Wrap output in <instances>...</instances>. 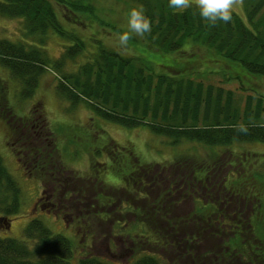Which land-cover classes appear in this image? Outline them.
Wrapping results in <instances>:
<instances>
[{
  "label": "trees",
  "instance_id": "trees-1",
  "mask_svg": "<svg viewBox=\"0 0 264 264\" xmlns=\"http://www.w3.org/2000/svg\"><path fill=\"white\" fill-rule=\"evenodd\" d=\"M124 1L130 9L143 8L152 28L143 39L148 48L161 57L185 54V47L191 43V47L203 50L213 59L236 65L249 76L264 78V0H243L242 14L232 10L231 21L216 26L202 21L194 7L172 10L167 7L168 0ZM56 4L77 17L92 18L89 9L70 0H0V17L21 20L28 38H31L29 45L0 39V67L23 85L22 100L35 94L40 77L48 67L60 70L66 59H76L87 48L81 37L64 28ZM51 33L62 40L74 42L58 61H51L46 51L33 45L35 39L45 45ZM91 39L96 40L97 50L92 60L84 64L77 74H64L60 80L59 93L73 106L85 104L96 119L129 130L149 128L156 135L168 137L169 141L173 139L170 141L172 147H176L181 140L197 142L208 148L228 149L236 143L264 144L263 95H248L241 109L235 105L232 92L224 95L223 88L205 85L204 80L198 79L201 72L195 77L184 71L162 74L144 58L125 56L107 48L102 39ZM160 66L168 67L163 61ZM9 91L7 83L0 78V117L6 121L11 133L16 131L14 134L22 140L20 144L25 145V151L33 157L30 161L25 155L23 166L30 174L39 177L42 184L53 183L56 194L63 195L61 199L64 203L68 200L73 206L75 202H83L92 190L96 194L95 200L106 208L108 195L98 194L99 190L106 189L101 180L104 173H111L123 182L125 192L131 194L135 191L137 196H140L138 189L141 184L142 189H149L150 194L159 190L161 199H171L183 192L193 203L190 217L179 220L181 225L176 230L175 224L170 225L168 221L177 215L178 209L184 208L185 198L167 203L166 216L162 213L160 216L170 225H165V232L171 229L177 234L174 241L181 254L185 253L184 248L189 244L186 256L190 257L189 252L194 251L198 258L196 261L201 264L207 260L212 264H258L259 259V264H264L262 174L256 175L262 184L258 185L254 180L257 171L242 177L238 173L239 168L237 172H231L230 178V169H237L231 160L224 163L216 160L205 166L204 163L191 161L192 158L182 166L170 164L168 173H160L155 164L140 158L137 161L132 150L119 149L117 145L111 147L108 141L102 144L100 137L91 135L90 129L83 128L80 134V129L77 132L73 130V134L68 136L67 132L59 130L57 134L54 131V135L46 130L49 125L43 116L37 122L27 116L16 120L10 116ZM53 135L76 142L91 152V174L87 180L67 171L61 162V155H45L41 148L36 147L40 141H45L48 144L45 145L50 147ZM49 139L51 141H46ZM53 149H57L56 143ZM105 158L106 162L100 160ZM188 161L192 166H186ZM241 178L246 181L241 183ZM168 183L172 188L168 187ZM22 196L19 184L0 155V219L5 221L1 225L4 229L8 228L11 216L20 215ZM155 200L153 204H157L158 200ZM247 204L248 215L243 212ZM251 207L254 210L251 211ZM139 210H142L141 206L134 207L135 212ZM90 214L95 215L93 212ZM138 214L140 221L132 225L130 238L142 236L137 233L143 226L141 214ZM98 215L105 218L102 213ZM149 225L158 239L156 232L163 225L152 219ZM201 248L207 253H214L204 256L199 252ZM220 253L222 255L218 257ZM74 255L73 242L62 235H55L40 219L29 222L23 240L0 237V264H70ZM81 264L108 263L88 256ZM135 264L161 263L155 257L144 256Z\"/></svg>",
  "mask_w": 264,
  "mask_h": 264
},
{
  "label": "rangeland",
  "instance_id": "rangeland-1",
  "mask_svg": "<svg viewBox=\"0 0 264 264\" xmlns=\"http://www.w3.org/2000/svg\"><path fill=\"white\" fill-rule=\"evenodd\" d=\"M70 1L79 3L83 5L85 9L91 11L92 18L89 19L84 16L77 17L75 13H72L70 10L57 4L55 5V8L61 16L60 20L64 28L81 37L87 45L86 50L80 52L76 59H66L65 65L60 70L51 69L52 66L48 67L45 73L40 77V82L36 88L35 94L30 99L25 100H22L21 97L23 85L15 81L9 71L4 72V69L0 67V78L7 83L10 90L9 104L12 109L10 116L16 120H18V118L23 119V116H27L30 117L33 122H37L38 119L42 120L41 116H43L45 123L49 125V129L46 130L53 133L55 131L56 134L59 130H62L61 132H67L66 136L73 134V130L74 132H77L80 129V134L83 128L90 129L92 132L91 135L100 137L101 143L108 141L111 143V147L120 144L123 147H126V150L128 151L133 150L132 152L137 161H139L137 158H140L142 161L145 160L147 163L155 164L156 170L160 173H165V171L168 173L167 169L170 168V164H174V166L181 165L184 162H187V159L191 158V161H198L200 164L204 163L203 165L205 166L215 163L216 160L222 161L223 163L231 160L235 165L234 167L237 169H230V178H232L231 172H237L239 168L238 173L242 177H245L246 174L251 175L253 172L257 171L254 175V180L258 185H262L256 175L260 173L264 176V144L258 142L236 143L233 147L228 149L226 147L208 148L197 142L181 140V142L177 143L176 147H172L170 141H173V139L170 138L169 141L168 137L156 135L152 133L149 128L140 127L129 130L96 119L85 104L73 106L71 101L63 98L59 93V86L62 75L77 74L81 67L90 62L93 56L97 53L96 40H90L91 37L94 39H102L107 48L116 50L125 56L146 59L157 72L162 74L184 71L183 73L195 77L200 75L201 72L198 79L204 80L205 85L213 84L217 88H223L224 95L225 93L232 92L234 100L236 99V101H234L235 105L240 106L241 109L244 108L246 97L248 95H254V97L256 95L264 96V78L249 76L243 72L240 67L222 61L221 59H213L203 50H200L195 46L188 49L191 46V43L185 47L186 50L184 49L187 53L178 54L174 57H172L173 55H167L168 57L163 58L160 54L148 49L143 38L133 36L129 41L128 49L122 50L117 47L114 36L116 33L127 29L125 14L130 9V5H127L124 0ZM192 2H194V0H192ZM232 10L242 14L243 0H233ZM64 17L70 22L66 21ZM74 19H76V22ZM91 19L93 20L91 21ZM74 22L76 24H73ZM28 37L24 23L21 20L0 17V39H7L15 44L25 43L29 45L31 38ZM33 45L46 51L51 61H58L65 55V53H67L68 47L74 45V42L71 40H62L57 34L51 33L49 34L45 45H41L37 39L33 41ZM162 61L166 63L168 67L160 66ZM172 64L173 66H171ZM254 102H256V100H254ZM5 123L6 121L0 117V155L4 159V163L13 179L19 184L23 198L20 215L17 217L11 216L9 218L11 220V228L6 230L4 229V226L2 227L0 224L1 238L23 240L24 230L27 224L31 219L37 218L40 219L55 235H62L72 240L75 248V259L71 261V264H80V261L88 255L98 257L100 260L108 264H135L138 259L148 255V253L150 255L151 253L154 254V257L157 258L161 264H192V261L198 260L195 254H193L194 251L189 252L190 257L187 256L188 260H185L186 255H188L187 251L190 250L189 244L184 248V254H181L178 249L175 257H173L174 253L172 251L165 254L161 251L160 247L165 246L166 249H169L166 244L173 247L175 242L169 240H166V244L165 241H163L161 244L153 243L148 246L139 243L141 238H133V242L138 243L134 244L133 254L119 259H114L110 253H107V251L104 250V240L96 242L98 245L100 244L101 247H94L92 249L87 248L89 240L85 243V230H83V228H81L80 231L78 230L79 227L83 226L79 219L75 220L72 215L67 214V211L64 213L58 208L54 213H51L53 212V209L46 204L43 208L39 207L38 201L43 189L41 179L39 177H34L32 174L30 175L22 166V160L26 158L25 155H28L30 161H32L33 157L25 151L24 147L26 146L20 144V141L22 140L17 138V135L14 134L16 131L12 133L8 131ZM50 127H53V129H50ZM54 135L50 147L47 146L48 144L45 141H40L39 145L36 147L41 148L45 155H61V162H63L67 171L73 172L87 180L89 173L91 174V152L85 150L84 147L76 142L69 141L68 139L64 140L62 137H58V135L55 137ZM46 141H51V139ZM54 143L57 144V149L55 150L53 149ZM100 160L105 162L106 158ZM189 164L186 166H192V164ZM101 178L106 183V189L104 191L99 190L98 194L103 196L107 194L108 199L105 201V204L110 206L113 204V196H115L117 190H123V183L111 173H104L101 175ZM241 181V183H243L246 180L245 178H241ZM110 185L113 187H110ZM138 190L140 191V188ZM179 195L183 196L184 194L181 192ZM135 196L136 194L134 191V193H131L130 198L137 199L138 196ZM141 197L142 196H139V198ZM185 199V210H180L182 212L179 211L177 215L172 216L169 220L167 219L170 225L175 224V230L181 225L179 220L189 218L191 215L190 212L193 208V203L190 197ZM63 204L67 205V203ZM60 205L62 210L63 206L61 202ZM248 205L249 204L245 205L243 208V212L247 215ZM37 206L39 208L36 210ZM135 206L137 205L135 204L134 207ZM253 208L254 207H251V211L254 210ZM92 210L94 211V209ZM140 211L141 210L138 212L140 213ZM157 214L158 212L154 214V217L152 218L153 222L161 220L158 218ZM62 215H65V219L69 225L66 223ZM122 217L124 219L123 223L130 222L133 224L140 221V218L135 216L130 217L124 215ZM3 222L5 223V221ZM144 224L145 226L139 227L137 233L146 238L144 241L151 242L155 238L157 239L156 235L151 230L147 229V223ZM166 225L170 226L168 224ZM108 226L107 223L105 226L107 231H104L101 234V238L110 231ZM126 232L129 235L131 234L130 229H127ZM86 238L87 237L85 236V239ZM120 242L119 247L131 243L126 237ZM112 248L117 252L116 245L113 244ZM147 248H150L152 252L145 253ZM199 252L204 256L206 254H211L212 252L214 253V251L207 253L202 248ZM168 255L172 258H168ZM215 255L217 254L215 253ZM221 255V253L218 254V257ZM259 263H261L260 259ZM195 264L201 263L196 261ZM203 264L212 263L210 260H207L204 261Z\"/></svg>",
  "mask_w": 264,
  "mask_h": 264
},
{
  "label": "flooded vegetation",
  "instance_id": "flooded-vegetation-1",
  "mask_svg": "<svg viewBox=\"0 0 264 264\" xmlns=\"http://www.w3.org/2000/svg\"><path fill=\"white\" fill-rule=\"evenodd\" d=\"M159 181L161 182V180ZM141 185H140V191L142 193V197L140 199H133V198L128 197L129 193L125 192L124 187H123V190L121 191L117 190L115 196H113V204L110 206H107L106 208H110V209L106 210V208H102L99 205L98 201L95 200L96 194L92 190L89 191V194L84 198L83 202H75V205L73 206H71V204L67 202L68 200H65L66 201L65 203H67V207H66L65 204H63L64 203L63 200L61 199L63 195L56 194L55 188L53 187L54 184L50 182L47 185L43 184V189H42V193L40 197L41 201L38 205L41 208H43V204L50 206L53 209V213L57 208L61 212H64V213H66L67 211V214L72 215L75 218V220L79 219L80 222L83 224V226L79 227L78 230L80 231L81 228L85 230L84 235L87 237L85 239V236H84L85 243H87V241L89 240L87 248L92 249L94 247L95 248L101 247L100 244L98 245V243L96 242L104 240L105 241L104 250L107 251V253H110L114 259H119L122 257H126L130 254H133L134 252L133 248H134V244L136 243L133 242L132 238H130L131 235H129L126 232L127 229H130V231L132 232L131 223L130 222L123 223L124 219L122 216L127 215L130 217H134V216L137 217L139 215L138 214L139 212L134 211L135 204L139 206L142 205V210H141L142 212H140L141 217H142V223L143 224L147 223L146 224L147 229L151 230V228L148 227V223H150V220L154 217V214L158 212L157 214L158 218H160L161 213L162 215L166 216L167 203L171 201H179L187 197L186 195L182 196V195L177 194L176 196H174V198L172 197L171 199L165 198V197L161 199L159 195V190H154V192L150 194L149 189L143 190ZM168 187H171V183H168ZM139 193L140 192L138 190V194ZM151 197H154L155 199L158 200L157 204H153V201H156V200L150 199ZM60 202L63 206L62 210H61ZM92 207L96 214L91 209ZM91 212H93L95 215L92 216L90 214ZM100 213L105 215V218L101 215H98ZM63 217L64 219L66 218L65 215ZM66 223L69 225L67 221ZM107 223L109 225L108 228L110 229V231H108V233H106L104 237L101 238V234L104 231H107L105 229V226ZM160 223L163 226H161V228L157 230L156 232L159 234L157 243L159 244L161 243L160 239L162 240L170 239L171 242H175L174 240L177 234L174 231H171V229H169L170 232L169 231L165 232L166 229L164 228L165 227L164 221L160 220ZM186 235L187 234H185L184 236L186 237ZM124 237L130 240L131 243L128 245H123L122 247H119V242L123 240ZM134 238L136 239L141 238V240H139V243L149 246V241H144L146 239L144 236L137 235ZM113 244L116 245L117 252L113 250L112 248ZM170 247L171 248L168 250L165 247H160V249L165 254H168L170 251H172L175 256L178 252L177 249H175L174 246L173 247L170 246ZM179 249L180 247H178V250ZM111 252H114V253H111ZM146 252H152V251L150 250V248H147L145 250V253Z\"/></svg>",
  "mask_w": 264,
  "mask_h": 264
},
{
  "label": "clouds",
  "instance_id": "clouds-1",
  "mask_svg": "<svg viewBox=\"0 0 264 264\" xmlns=\"http://www.w3.org/2000/svg\"><path fill=\"white\" fill-rule=\"evenodd\" d=\"M167 7L172 10L193 8L200 17L210 26L219 23H229L232 19L233 0H168ZM127 29L114 36L118 48L127 50L129 41L133 36L145 38L151 33V21L146 16L143 8H131L125 14Z\"/></svg>",
  "mask_w": 264,
  "mask_h": 264
}]
</instances>
